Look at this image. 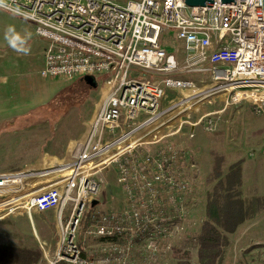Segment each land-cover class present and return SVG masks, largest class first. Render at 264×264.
Segmentation results:
<instances>
[{
  "label": "built area",
  "instance_id": "built-area-1",
  "mask_svg": "<svg viewBox=\"0 0 264 264\" xmlns=\"http://www.w3.org/2000/svg\"><path fill=\"white\" fill-rule=\"evenodd\" d=\"M0 11L30 23L45 45L43 80L93 76L103 90L76 155L0 173V221L17 211L56 212L58 248L41 264L174 260L189 232L199 171L190 151L169 139L184 125L190 139L199 126L214 132L220 107L195 121L184 115L212 98L262 112V0L190 9L184 0H0ZM164 35L183 44L184 66L162 48ZM111 173L121 199L102 212L98 196Z\"/></svg>",
  "mask_w": 264,
  "mask_h": 264
},
{
  "label": "rangeland",
  "instance_id": "rangeland-1",
  "mask_svg": "<svg viewBox=\"0 0 264 264\" xmlns=\"http://www.w3.org/2000/svg\"><path fill=\"white\" fill-rule=\"evenodd\" d=\"M124 1L116 0L119 4ZM5 14L14 20L0 19V128L3 123L14 118L26 117L16 126L0 131V173L40 169L50 162L62 163L80 151L103 95L102 81L98 82L95 90H87L82 86V102L78 106L55 110L53 121H48L45 114H30L41 106H47L52 99L63 96L60 92L77 79L72 82L40 80L38 71L45 45L33 37L30 23ZM8 29L16 30L15 33L21 37L30 33V39L27 40L29 54L19 55L9 48L5 40ZM18 29H21L19 33ZM161 46L174 53L181 66L185 65L187 53L181 42L171 35H164ZM183 76L198 79L195 75ZM167 97L179 98L180 95L168 91ZM223 98L218 99L217 103H214L215 98L208 104L198 103L194 112L184 114L195 121L210 109L220 107L216 111L214 132L208 133L203 126H199L190 139L188 134L191 130L184 125L178 137L169 139L190 151L199 171L194 183L196 203L189 221V232L183 242L176 245V250L189 253L192 264L197 260V236L205 217L206 195L215 185L210 179L216 157L223 159V174L237 164L242 168L245 200L264 197V109L256 113L250 104L222 107L225 104ZM120 199L114 175H103L98 209L102 212L115 211ZM52 215L33 213L32 219H28L24 212H14L0 222V245L39 249L41 252L44 250L47 256H52L58 248L55 216ZM251 223V228L227 236L229 244L219 264H264V213ZM142 258L145 257H131V264H142ZM40 259L38 264L43 262V258ZM178 260L179 257L158 264H177Z\"/></svg>",
  "mask_w": 264,
  "mask_h": 264
},
{
  "label": "trees",
  "instance_id": "trees-1",
  "mask_svg": "<svg viewBox=\"0 0 264 264\" xmlns=\"http://www.w3.org/2000/svg\"><path fill=\"white\" fill-rule=\"evenodd\" d=\"M82 86L92 90L77 80L60 92L63 96L52 99L47 106H41L30 114H45L48 121H53L55 110L78 106L82 102ZM25 117L3 123L0 131L16 126ZM215 159L210 179L215 185L206 195L205 217L197 236V260L193 264H219L229 244L227 236L233 234L245 221L253 220L264 211V198H253L252 201L243 199L240 166H232L223 174V159ZM174 253L175 258L179 257L177 264H192L188 252L181 253L175 249ZM41 257L39 249L0 245V264H38Z\"/></svg>",
  "mask_w": 264,
  "mask_h": 264
},
{
  "label": "water",
  "instance_id": "water-1",
  "mask_svg": "<svg viewBox=\"0 0 264 264\" xmlns=\"http://www.w3.org/2000/svg\"><path fill=\"white\" fill-rule=\"evenodd\" d=\"M184 4L187 8H204V6H212L213 0H184ZM221 4L223 5H235V0H221ZM262 7L264 10V0H262ZM82 82L90 89H97V81L93 76H86V78L81 79ZM92 207L97 205V201L91 202Z\"/></svg>",
  "mask_w": 264,
  "mask_h": 264
},
{
  "label": "clouds",
  "instance_id": "clouds-1",
  "mask_svg": "<svg viewBox=\"0 0 264 264\" xmlns=\"http://www.w3.org/2000/svg\"><path fill=\"white\" fill-rule=\"evenodd\" d=\"M28 39H30V37H21L19 34L14 33L12 29H8L5 32V40L9 48L19 55L29 54L30 48L27 46Z\"/></svg>",
  "mask_w": 264,
  "mask_h": 264
},
{
  "label": "crops",
  "instance_id": "crops-1",
  "mask_svg": "<svg viewBox=\"0 0 264 264\" xmlns=\"http://www.w3.org/2000/svg\"><path fill=\"white\" fill-rule=\"evenodd\" d=\"M6 18H7V19H8V18H9V19H12V18L9 17V15H6V14L3 13V12L1 13V11H0V19L5 20ZM9 19H8V20H9ZM12 20H14V19H12ZM20 30H21V29H18L17 32L19 33ZM13 31H14V33L16 32V30H13ZM29 35H30V33L28 32V34H27L26 36L29 37ZM32 35H33V33H32ZM33 37H34V36H33ZM34 38H35V37H34ZM41 67H42V64H41ZM41 67H40V69H41ZM40 69H39V71H40ZM39 71H38V77H39V79L42 80V81H45V82H46L47 80H43V79L39 76ZM22 117H24V116H22ZM17 118H20V117H17ZM14 119H15V118H14ZM14 119H13V120H14ZM82 143H83V142H82ZM238 165H239V164H238ZM229 168H230V167H229ZM229 168H228V169H229ZM240 170H241V183H242V186H241V192H242V196H243V191H244V188H243V184H244L243 181H244V178H243V176H244V172H243V170H242L241 167H240ZM258 176H259V175H258ZM256 198H264V197H256ZM243 199L245 200L244 196H243ZM246 201H247V200H246ZM33 213H38V214H46V213H48L49 215H50V214H51V215L53 214L54 216H56V212H55V211H49V212H46V213H39V212H37V211H33V212H31V214H30L29 216L27 215L28 219H32V214H33ZM263 213H264V211H263ZM263 213H262V214H263ZM53 215H52V217H53ZM260 215H261V214H260ZM258 216H259V215H258ZM256 217H257V216H256ZM256 217H255V218H256ZM253 219H254V218H253ZM252 221H253V220L245 221V222H244L242 225H240V227L234 232V234H235V233H236V234L239 233L241 229H249V228H251V226H252V223H251V222H252ZM0 222H1V221H0ZM55 223H56V217H55ZM253 228H255V227H253ZM253 228H252V229H253ZM252 231H253V230H252ZM44 254H45V253H44V250H43V251H42V258L44 257ZM53 255H54V254H53ZM53 255H52V256H53ZM52 256H50V257H52ZM48 257H49V256H48Z\"/></svg>",
  "mask_w": 264,
  "mask_h": 264
}]
</instances>
